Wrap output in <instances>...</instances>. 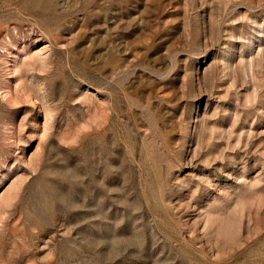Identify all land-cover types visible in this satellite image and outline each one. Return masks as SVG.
<instances>
[{
	"label": "rangeland",
	"instance_id": "374dc122",
	"mask_svg": "<svg viewBox=\"0 0 264 264\" xmlns=\"http://www.w3.org/2000/svg\"><path fill=\"white\" fill-rule=\"evenodd\" d=\"M0 264H264V0H0Z\"/></svg>",
	"mask_w": 264,
	"mask_h": 264
}]
</instances>
